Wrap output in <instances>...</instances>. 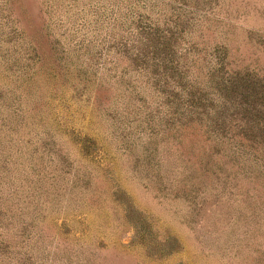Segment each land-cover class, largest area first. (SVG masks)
Wrapping results in <instances>:
<instances>
[{
    "label": "rangeland",
    "instance_id": "obj_1",
    "mask_svg": "<svg viewBox=\"0 0 264 264\" xmlns=\"http://www.w3.org/2000/svg\"><path fill=\"white\" fill-rule=\"evenodd\" d=\"M129 1L0 0V264H264V135L230 121L234 155L204 119L166 125L165 98L113 44ZM137 8L162 27L179 14L165 36L194 44L202 85L214 49L264 83V0Z\"/></svg>",
    "mask_w": 264,
    "mask_h": 264
},
{
    "label": "trees",
    "instance_id": "obj_2",
    "mask_svg": "<svg viewBox=\"0 0 264 264\" xmlns=\"http://www.w3.org/2000/svg\"><path fill=\"white\" fill-rule=\"evenodd\" d=\"M145 6L146 0H131L118 19L114 16L113 19L119 21L124 14L121 24L126 21L125 27L129 32V36L118 35L115 39L111 37L114 39V46L127 49L126 52L131 53V60L141 62L139 68L149 75L157 94L165 98L162 103L166 106V125L183 127L196 121L201 127L204 119V127L208 129L210 139L230 144L232 154H240L244 145L233 138L230 121L244 122H239L237 126L240 128L244 124L255 122L254 127L261 130L258 139L264 135V83L255 78L254 73H245L242 78L239 72H227L219 55L214 54V49L209 53L208 79L202 85L201 81L193 78L189 71V59L187 62L184 58H189L188 54L194 52V44L188 42V45L182 43L183 46H180L179 38L180 42L175 45L177 37H174L173 43L168 44L165 36L167 33L179 36L184 32V28L179 27L182 25L179 14L173 18H162V24L166 25L162 27L159 26L158 20H149L137 8ZM123 26L121 25L120 29H123ZM239 80H248V84L240 88V101L237 96L229 98L227 94L237 93L232 87L235 81ZM231 106L233 110L230 112Z\"/></svg>",
    "mask_w": 264,
    "mask_h": 264
}]
</instances>
